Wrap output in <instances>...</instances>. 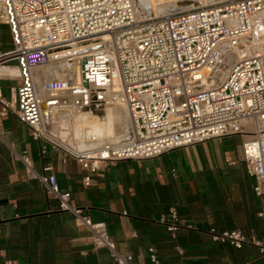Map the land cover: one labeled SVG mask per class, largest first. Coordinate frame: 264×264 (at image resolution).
<instances>
[{
  "label": "built area",
  "instance_id": "2783aa9c",
  "mask_svg": "<svg viewBox=\"0 0 264 264\" xmlns=\"http://www.w3.org/2000/svg\"><path fill=\"white\" fill-rule=\"evenodd\" d=\"M0 22L8 25L13 46L0 54V64L15 61L20 80L8 98H0V116L13 114L28 125L40 155L51 147L74 159L88 185V172L104 162L153 158L238 134L253 193L264 199V0H220L162 14H147L137 0H0ZM58 63L75 67L74 76L36 72ZM57 93L75 114L96 105L123 107L126 135L75 147L70 129L66 138L57 131L58 110L45 117L42 109ZM18 157L58 209L89 230L93 246L107 248L116 264H140L117 249L104 222H93L71 203L52 166L37 173L25 153ZM258 216L264 218V207ZM160 220L175 238L177 209L170 207ZM210 235L235 248L253 246L264 257V238L249 239L241 228ZM175 250L184 256L181 246ZM148 252L160 264L154 248ZM3 264L17 263L6 258Z\"/></svg>",
  "mask_w": 264,
  "mask_h": 264
},
{
  "label": "crops",
  "instance_id": "0c3cea01",
  "mask_svg": "<svg viewBox=\"0 0 264 264\" xmlns=\"http://www.w3.org/2000/svg\"><path fill=\"white\" fill-rule=\"evenodd\" d=\"M8 25L0 22V54L12 49ZM20 84L15 61L0 64V98ZM227 135L177 147L145 159L107 161L86 173L72 158L40 143L31 128L13 114L0 116V264H116L109 250L95 247L89 230L47 195L19 155L42 173L52 166L58 183L71 193V203L93 222H104L117 249L140 264H264L248 244L235 248L211 239V230L241 228L249 239L264 238V199L253 193L254 179L246 171L242 138L235 145ZM170 207L178 211L179 230L173 238L160 220ZM185 252L180 257L175 246Z\"/></svg>",
  "mask_w": 264,
  "mask_h": 264
},
{
  "label": "bare ground",
  "instance_id": "6f19581e",
  "mask_svg": "<svg viewBox=\"0 0 264 264\" xmlns=\"http://www.w3.org/2000/svg\"><path fill=\"white\" fill-rule=\"evenodd\" d=\"M154 1H158L159 4H162V3L164 4V3L175 2L178 0H154ZM197 1H200V0H186V2H197ZM139 3H140L139 5L141 6V8L147 14L156 12L154 9H152V6H154L153 0H139ZM167 10L171 11L172 9L169 10L167 8ZM168 11H163V12H168ZM39 70L49 76L55 75V76L60 77L61 75L64 76L65 74L74 76L73 71H75V67H67L65 63H58V64H51L49 66H46L45 68L38 69L36 70V72H38ZM59 95L60 94L58 93L53 94L52 96L49 95L43 101L42 109L44 111V114L46 115L45 117H47V114L49 111L59 110L58 109L59 107H63V106H59V107L57 106V105H60V103L57 104L56 102L57 99H61ZM50 101H55V103L54 102L49 103ZM68 107L70 109L72 108L71 105ZM109 107L111 106H106V105L91 106L89 109H87L83 113L75 114V118H74L75 122L78 125L85 126L84 128L80 127V130L77 131L78 142L80 143L75 144V147L77 148L93 147L105 141H117L119 140V138L126 135L125 131H126L128 120L126 121V124L124 126L123 125L124 123L121 122V120L119 121V119L122 117L120 115L121 114L120 110L118 109L119 107L113 106L110 109ZM60 118H61L60 119V127H61L62 122L65 121L64 115L62 113L60 114ZM116 124L118 125L119 128L122 129L121 132L118 131L119 134H117L118 132H116V128H118ZM69 128H71V126L67 127V129L61 127L63 131L67 130L68 132H69ZM71 131L74 137L73 130L71 129ZM68 132H67V135L69 134Z\"/></svg>",
  "mask_w": 264,
  "mask_h": 264
},
{
  "label": "rangeland",
  "instance_id": "374dc122",
  "mask_svg": "<svg viewBox=\"0 0 264 264\" xmlns=\"http://www.w3.org/2000/svg\"><path fill=\"white\" fill-rule=\"evenodd\" d=\"M217 1H220V0H200V1H197V2H186V0H178V1H175V2H170V3H162V4H159V2L158 1H154L153 0V5L154 6H152V9H154L156 12H158V10H159V12L158 13H154V14H162V12L163 11H168L167 10V8L169 9V10H171V11H177V10H184V9H188V8H191V7H196V6H202V5H209V4H212V3H215V2H217ZM137 2L139 3V0H137ZM196 3V4H195ZM140 4V3H139ZM164 9H166V10H164ZM161 12V13H160ZM169 12V11H168ZM163 13H166V12H163ZM61 76H63V75H61ZM59 97L61 98V99H57V104H59L60 103V105H57L58 107L59 106H63V107H59L58 109V111L56 112L57 114V116H58V123H57V126H59V127H57L58 128V133L62 136V138L64 137V136H67V130H64L63 131V129H61V127L62 128H65V129H67V127H69V126H71V128H69L70 129V136H71V139L70 140H72V131H71V129L73 130V133H74V138L76 139V144H78V143H80V142H78V137H77V131H79L80 130V127H82V128H84L85 126L84 125H78L76 122H75V120H74V118H75V113H73L71 110L72 109H70L68 106H70V101H67V100H65L64 99V97L63 96H61V95H59ZM51 102H54L55 103V101H50L49 103H51ZM47 103V102H46ZM108 106H111V107H113V106H116V105H108ZM111 107H109V109L111 108ZM117 107V106H116ZM119 108V110H120V115L122 116L120 119H119V121L121 120V122H123L124 124V126H125V124H126V121H127V116H126V112H125V110H123V107H121V106H118ZM70 110V111H64V110ZM61 110V111H60ZM63 110V111H62ZM63 114L64 115V120L65 121H63L62 122V124H61V127H60V114ZM124 116V117H123ZM124 118V119H123ZM89 119V118H88ZM123 120V121H122ZM116 126L118 127V125L116 124ZM121 128H116V132H121ZM62 131V132H61ZM119 132L117 133V134H119ZM68 137V136H67ZM64 138H66V137H64ZM240 137H239V135H236V136H234V137H232V138H230L228 141H229V143L231 144V145H235L236 143H237V140L239 139ZM73 141V140H72Z\"/></svg>",
  "mask_w": 264,
  "mask_h": 264
},
{
  "label": "water",
  "instance_id": "95a60500",
  "mask_svg": "<svg viewBox=\"0 0 264 264\" xmlns=\"http://www.w3.org/2000/svg\"><path fill=\"white\" fill-rule=\"evenodd\" d=\"M4 201H6V200H1V199H0V204H1L2 202H4Z\"/></svg>",
  "mask_w": 264,
  "mask_h": 264
}]
</instances>
